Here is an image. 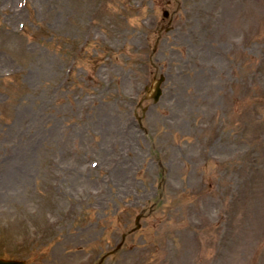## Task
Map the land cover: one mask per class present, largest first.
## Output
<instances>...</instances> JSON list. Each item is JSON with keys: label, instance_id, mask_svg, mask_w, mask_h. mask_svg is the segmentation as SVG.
I'll return each instance as SVG.
<instances>
[{"label": "rangeland", "instance_id": "rangeland-1", "mask_svg": "<svg viewBox=\"0 0 264 264\" xmlns=\"http://www.w3.org/2000/svg\"><path fill=\"white\" fill-rule=\"evenodd\" d=\"M7 259L264 264V0H0Z\"/></svg>", "mask_w": 264, "mask_h": 264}, {"label": "water", "instance_id": "water-1", "mask_svg": "<svg viewBox=\"0 0 264 264\" xmlns=\"http://www.w3.org/2000/svg\"><path fill=\"white\" fill-rule=\"evenodd\" d=\"M161 83V81H157L156 85H155V92L153 95V99L157 100L159 95H160V90L158 88L159 84ZM0 264H25L23 262H16V261H12V262H5V261H0Z\"/></svg>", "mask_w": 264, "mask_h": 264}]
</instances>
